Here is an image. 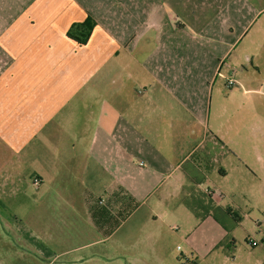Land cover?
<instances>
[{
  "label": "crops",
  "instance_id": "1",
  "mask_svg": "<svg viewBox=\"0 0 264 264\" xmlns=\"http://www.w3.org/2000/svg\"><path fill=\"white\" fill-rule=\"evenodd\" d=\"M263 2L0 0V264H184L216 246L186 255L157 222L231 153L207 144L228 113L216 85ZM88 19L81 45L67 33ZM212 202L225 221L198 220L218 248L238 215Z\"/></svg>",
  "mask_w": 264,
  "mask_h": 264
},
{
  "label": "rangeland",
  "instance_id": "2",
  "mask_svg": "<svg viewBox=\"0 0 264 264\" xmlns=\"http://www.w3.org/2000/svg\"><path fill=\"white\" fill-rule=\"evenodd\" d=\"M256 9L233 33L235 39L242 32L230 58L240 70L234 77L238 85L232 89H227L225 82L216 85L215 99H222L228 107L227 119L218 124L216 136L231 153L218 160L216 170L202 186L220 190L224 195L221 206L233 210L240 221H230V239L217 248L223 239V230L213 220L199 221L193 210L181 208L178 221L164 223L159 220L157 225L163 230L165 226L169 229L177 226L176 231L170 230L171 236L176 246L182 247L180 252L186 255L190 252L185 240H192L197 246L219 242L207 254L194 256L190 262L183 260L184 264H264V92L261 91L264 81V2L263 10ZM210 140L207 144L212 143ZM201 161L198 163L195 158V163L203 170L214 165L204 154ZM221 168L226 171V176L220 175ZM189 200L191 204L195 203L194 199ZM216 216L225 221L219 212ZM251 240L257 241L259 246L253 247Z\"/></svg>",
  "mask_w": 264,
  "mask_h": 264
},
{
  "label": "trees",
  "instance_id": "3",
  "mask_svg": "<svg viewBox=\"0 0 264 264\" xmlns=\"http://www.w3.org/2000/svg\"><path fill=\"white\" fill-rule=\"evenodd\" d=\"M93 28H94V23L88 19L84 23L73 24L68 30L67 35L70 39H72L76 43L85 45L92 35ZM212 143L216 144V148L218 150L222 149L223 151L228 152V150L225 149L223 142L218 137L213 136ZM206 158L208 157L206 156ZM219 172L223 173L224 170L220 169ZM191 179H192L191 181L193 182V185H196V184L199 185L200 183H202L198 179L196 174ZM189 199H194L195 203L193 202V204H191ZM212 200H213L212 197L208 195L207 193L203 194V193L198 192L197 190H192L189 194V197L185 199V203L190 207L191 210L194 211V214L197 218H201L205 214H209V215L211 214L218 221L223 222V220H221L220 218L216 216V213L219 212V209L214 206V203L212 202ZM234 219L237 222L240 221L239 217L237 219L236 218Z\"/></svg>",
  "mask_w": 264,
  "mask_h": 264
},
{
  "label": "built area",
  "instance_id": "4",
  "mask_svg": "<svg viewBox=\"0 0 264 264\" xmlns=\"http://www.w3.org/2000/svg\"><path fill=\"white\" fill-rule=\"evenodd\" d=\"M235 74H236V72L233 71L232 74H231V76L225 78V81H226V82H225V87H226L227 89H232V88H234L235 86L238 85V82H237V81L235 80V78H234V77H235ZM261 91L264 92V81H263V85H262V90H261ZM34 183H35V185L38 187V185H39V179L36 178V179L34 180ZM205 193H207L208 195H210V196L212 197L213 200H218V201H220V200H222V198L224 197V195L222 194V192H221L220 190H218L217 188H212V189L207 188V189H205ZM250 244H251L253 247H256V246L259 245L258 242L253 241V240L250 241Z\"/></svg>",
  "mask_w": 264,
  "mask_h": 264
}]
</instances>
